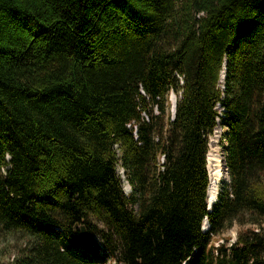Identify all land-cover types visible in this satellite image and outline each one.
<instances>
[{
  "label": "trees",
  "instance_id": "1",
  "mask_svg": "<svg viewBox=\"0 0 264 264\" xmlns=\"http://www.w3.org/2000/svg\"><path fill=\"white\" fill-rule=\"evenodd\" d=\"M7 233V264H264V0H0Z\"/></svg>",
  "mask_w": 264,
  "mask_h": 264
},
{
  "label": "rangeland",
  "instance_id": "2",
  "mask_svg": "<svg viewBox=\"0 0 264 264\" xmlns=\"http://www.w3.org/2000/svg\"><path fill=\"white\" fill-rule=\"evenodd\" d=\"M225 81V74H221L220 80H219V86L222 87L223 89V84ZM178 100V95L174 92H171L170 95V103L172 108L176 104ZM171 108V110H172ZM218 113H220V117L223 118V108L221 106H216ZM220 118V122L218 121V125L214 131V134L210 136L209 138V144L211 147V151L209 150V155L207 158V165L209 168L210 160L212 156H217L219 159L223 161L224 167H223V178L220 180L219 186H218V194L220 192V189L222 185H227V183H231V180L229 178V174L226 169V163H225V146L227 145V129L224 127L222 124V119ZM216 139V140H215ZM215 140V144H213V141ZM212 155V156H211ZM213 167H215V164H213ZM209 171V170H208ZM118 172L121 176L122 182H123V188L125 190V193L128 195L131 193V188L130 191L128 190V183L126 182V177L124 175V172L121 168L118 169ZM210 175V172H209ZM211 183V180H210ZM218 200V197L216 201ZM214 197H210V201H208L209 206H212L215 202ZM207 225H205L206 227ZM208 227V226H207ZM249 226H241L238 223H235L231 228L226 230L219 238L214 239V243L216 246L219 244H223L225 242V239H229V246L231 243H234L237 238L238 234L240 231L248 228ZM30 239L23 233H7V234H2L0 236V264H7L9 261L14 259L15 255L18 253L19 250L24 249L27 244L29 243ZM116 259L111 258L108 259L106 264H116Z\"/></svg>",
  "mask_w": 264,
  "mask_h": 264
},
{
  "label": "bare ground",
  "instance_id": "3",
  "mask_svg": "<svg viewBox=\"0 0 264 264\" xmlns=\"http://www.w3.org/2000/svg\"><path fill=\"white\" fill-rule=\"evenodd\" d=\"M212 156V155H211ZM213 164H215V167H213ZM223 161L221 159H219L217 156H212L211 160H210V164H209V172H210V187H209V191H208V201H210V197H214L215 201L218 197V186L220 183V180L223 178ZM128 190L130 191V186L128 187ZM209 206V204H208ZM208 223L205 221L204 223V227L203 229L206 230L208 227Z\"/></svg>",
  "mask_w": 264,
  "mask_h": 264
},
{
  "label": "water",
  "instance_id": "4",
  "mask_svg": "<svg viewBox=\"0 0 264 264\" xmlns=\"http://www.w3.org/2000/svg\"><path fill=\"white\" fill-rule=\"evenodd\" d=\"M223 74H225V71L223 72ZM225 77H226V74H225ZM175 111H176V104L174 105V107H173V112H174V114H175ZM226 169H227V172H228V168H227V166H226ZM214 205V204H213ZM213 205L212 206H208V210H211L212 209V207H213ZM206 222L208 223V221L206 220ZM208 228H209V224H208ZM207 228V229H208ZM206 229V230H207ZM206 230H204V231H206ZM81 231H82V236L83 237H86L87 236V232H86V230H85V227H81Z\"/></svg>",
  "mask_w": 264,
  "mask_h": 264
},
{
  "label": "built area",
  "instance_id": "5",
  "mask_svg": "<svg viewBox=\"0 0 264 264\" xmlns=\"http://www.w3.org/2000/svg\"><path fill=\"white\" fill-rule=\"evenodd\" d=\"M218 121L220 122V119H218ZM210 138V137H209ZM216 140V139H215ZM215 140L213 141V144H215ZM209 150L211 151V147H210V144H209ZM208 155H209V152H208ZM208 155H207V158H208ZM208 162V161H207Z\"/></svg>",
  "mask_w": 264,
  "mask_h": 264
}]
</instances>
